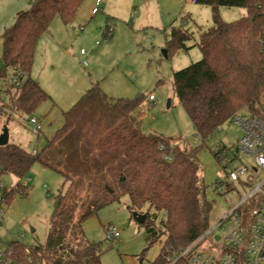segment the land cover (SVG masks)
<instances>
[{
    "label": "trees",
    "instance_id": "1",
    "mask_svg": "<svg viewBox=\"0 0 264 264\" xmlns=\"http://www.w3.org/2000/svg\"><path fill=\"white\" fill-rule=\"evenodd\" d=\"M192 1L211 7L214 23L200 33L197 45L202 58L175 71L173 83L197 135L206 140L242 110L264 121V0ZM84 2L31 0L29 9L17 13L2 34L0 78H16L4 84L12 103L3 107L30 117L52 99L31 74L37 42L56 17L72 23ZM221 7H242L247 13L228 22L220 16ZM190 37L187 29L174 27L167 56L186 47ZM144 103L143 95L115 99L96 85L63 112L62 127L37 153L15 142L0 145V172L18 179L8 191L7 203L27 193L29 184L24 182L37 163L65 177L45 246L30 250L33 262L28 263L25 247L16 244L20 260L103 264L102 251L88 240L83 223L124 195L129 196L132 211L148 215L143 224L149 244L165 238L153 264H168L170 255L206 231L214 201L208 198L201 175L203 147H184L181 137L144 132L137 115ZM214 155L220 161L217 149ZM159 213L164 214L160 226Z\"/></svg>",
    "mask_w": 264,
    "mask_h": 264
},
{
    "label": "rangeland",
    "instance_id": "2",
    "mask_svg": "<svg viewBox=\"0 0 264 264\" xmlns=\"http://www.w3.org/2000/svg\"><path fill=\"white\" fill-rule=\"evenodd\" d=\"M95 2L85 0L75 21L70 24L75 38L84 34L74 44L75 48H71L74 37L62 29L64 25L60 17L53 20L50 29L37 42L39 64L46 60L48 63L40 64L42 68L36 70L35 77L43 82L44 86H41L52 98L34 112L42 119V132L33 133L28 115L2 106L10 105L12 101L3 79H0V134L7 126L9 141L32 151L37 145L41 148L46 145L62 127L63 112L70 109L89 88L98 85L115 99L143 95L145 103L137 115L144 132L181 137L183 141L179 143L184 147H203L200 152L201 175L208 185L207 196L214 201L210 223L215 222L248 191L236 182L227 193L221 194L216 190V182L226 179V175L214 150L218 146H226L230 154H234L241 129L238 123L228 120L212 136L206 140L201 138L173 83L175 71L202 58L197 42L200 33L214 23L212 8L192 0H102L100 10L93 13ZM30 5L31 0H0V58L5 27L12 25L16 14L27 10ZM219 13L223 20L230 22L243 17L247 11L242 7H221ZM81 25L83 29H80ZM108 27L112 28V36L106 38ZM174 27L187 29L191 37L186 40V47L166 57L164 50ZM81 49L85 50L83 54H80ZM150 95L154 96V101H150ZM239 113L247 114L245 110ZM240 163L251 165L252 159L242 156ZM263 177L264 171L259 180ZM2 178L8 188L18 183L12 174H5ZM27 179V193L17 194L5 205L0 227L2 248L20 244L29 250H39L47 242L57 196L65 190V177L37 163ZM129 205L130 198L124 195L83 223L88 240L97 243L102 251L103 264H153L161 253L164 236L150 245L146 226L137 222ZM163 217L164 214L159 213L158 226ZM107 227L118 228L120 237L115 240L108 238Z\"/></svg>",
    "mask_w": 264,
    "mask_h": 264
},
{
    "label": "built area",
    "instance_id": "3",
    "mask_svg": "<svg viewBox=\"0 0 264 264\" xmlns=\"http://www.w3.org/2000/svg\"><path fill=\"white\" fill-rule=\"evenodd\" d=\"M102 0H96V6L92 12L100 10ZM112 28L108 27L105 37L109 38ZM84 49L81 50L83 54ZM3 79V78H0ZM16 81V78L3 79ZM154 101V96H149ZM238 123L241 136L237 140L235 153L230 154L227 147L218 146L219 163L222 165L226 179L216 182L218 193H227L234 183L247 189L245 195L215 222L210 223L206 231L192 242L188 247L174 252L169 257L168 264H264V177L259 180L264 171V121L252 116L237 113L231 119ZM35 134L43 130L42 119L32 115L28 119ZM40 145L32 150L37 153ZM252 159L251 165L240 163L241 157ZM238 164V165H237ZM0 172V227L3 224L5 205L8 200L10 188L5 184ZM25 185L29 184L26 178ZM107 236L113 240L118 239L121 232L116 227H107ZM27 262L32 263L30 250L25 248ZM0 264H26L20 260L14 245L2 248L0 238Z\"/></svg>",
    "mask_w": 264,
    "mask_h": 264
},
{
    "label": "crops",
    "instance_id": "4",
    "mask_svg": "<svg viewBox=\"0 0 264 264\" xmlns=\"http://www.w3.org/2000/svg\"><path fill=\"white\" fill-rule=\"evenodd\" d=\"M95 3H96V2H95ZM95 6H96V5H95ZM95 6H94V7H95ZM94 7H93V8H94ZM29 8H30V7H29ZM29 8H27V9H29ZM92 10H93V9H92ZM16 15H17V14H16ZM76 17H77V16H76ZM74 21H75V20H74ZM74 21H73V22H74ZM73 22H72V23H73ZM62 23H63V25L65 26V27L63 26L62 29H63L64 31H66V33H69L70 37H74V38H73V41H72V42H74V43H73V46H71V48H75L74 44H75V43L78 41V39H80L84 34L81 33V34H79V36H78L77 38H75V35H74V33H73V31L71 30V27H70V26H71V25H70L71 23H70V24H65L63 21H62ZM76 23H77V22H76ZM50 27H51V26H50ZM6 28H7V27H5V29H6ZM5 29H4V30H5ZM69 29H70V31H69ZM80 29H83V25L80 26ZM47 41H48V40H47ZM38 45H39V43L37 44V46H38ZM65 50H66V52H68L67 49H65ZM68 50H70V48H69ZM81 50H82V49H81ZM69 52H70V51H69ZM37 54H38V53H37V51H36V55H35V58H34V66H33V68H32V73H31V74H32V77H33L34 79H36L40 84H42V85L44 86L43 82H42L39 78L37 79V77H35V74H37V71H38L39 67L42 68V66H41L40 64L44 63V65H45V63H48V61L46 60V61H43L42 63L40 62V64H39V62H38V60H37ZM80 54H81V51H80ZM37 64H38V66H37ZM43 68H44V67H43ZM36 70H37V71H36ZM39 72H40V71H39Z\"/></svg>",
    "mask_w": 264,
    "mask_h": 264
},
{
    "label": "water",
    "instance_id": "5",
    "mask_svg": "<svg viewBox=\"0 0 264 264\" xmlns=\"http://www.w3.org/2000/svg\"><path fill=\"white\" fill-rule=\"evenodd\" d=\"M164 56L167 57V52L166 50H164ZM10 141H9V129L7 126H4L3 129H2V133L0 134V145L1 146H4L6 144H8ZM124 179V178H122ZM58 206V202L56 203V207ZM133 215L135 217V219L137 220V222L143 224L148 215L146 213H141V212H137V211H133ZM32 231H35L34 229H32Z\"/></svg>",
    "mask_w": 264,
    "mask_h": 264
}]
</instances>
